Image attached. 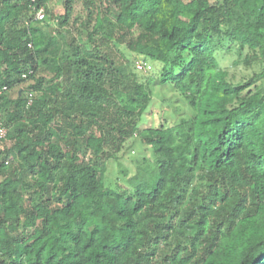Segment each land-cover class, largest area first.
I'll use <instances>...</instances> for the list:
<instances>
[{"label": "trees", "instance_id": "1", "mask_svg": "<svg viewBox=\"0 0 264 264\" xmlns=\"http://www.w3.org/2000/svg\"><path fill=\"white\" fill-rule=\"evenodd\" d=\"M51 1L41 23L78 43L0 0V264H264V0ZM226 44L260 72L233 82ZM125 52L188 113L142 129L153 90ZM134 137L154 164L112 182Z\"/></svg>", "mask_w": 264, "mask_h": 264}, {"label": "rangeland", "instance_id": "2", "mask_svg": "<svg viewBox=\"0 0 264 264\" xmlns=\"http://www.w3.org/2000/svg\"><path fill=\"white\" fill-rule=\"evenodd\" d=\"M217 1L221 0H210L211 3H216ZM63 5V0L51 1L47 4L48 13L51 16H53V14L57 15L63 8ZM84 12L82 4L77 3L75 6V17L80 15L84 16ZM50 23L51 26H48L45 22L41 23L35 21V25L41 30L51 33L57 37H62L67 45L70 44L73 39H77L76 41L78 43L82 37L86 36L83 31L80 35H78L75 28H66L61 30L54 22ZM227 45L228 44H226V46ZM125 54L132 61V64L137 61L144 60L135 55H131L128 52H125ZM218 59L221 68L228 72L229 78L235 83L248 80L252 77L254 72H260L256 64L255 67L248 68L246 63L243 61L242 54L240 55L234 44H230L222 50H219ZM146 62H148L152 69L148 71L136 70V73L141 82L150 83L153 90V101L142 117L139 126L143 129L149 126L157 127L161 122L168 125L176 123L178 119H180L184 114H187L189 111L186 106V102L183 101V97L173 90L171 86L168 85L166 87H161L158 80L161 65L154 62ZM258 81V84L260 85L262 80ZM17 92V88L10 91L7 94L8 99H16ZM144 158L147 160L148 165L153 166L154 157L150 148L145 146L138 137H134L127 141L123 150L116 155V159L109 160L107 164L108 170L106 176L114 182L118 173H121L123 170H129L132 174L135 167L141 164Z\"/></svg>", "mask_w": 264, "mask_h": 264}, {"label": "built area", "instance_id": "3", "mask_svg": "<svg viewBox=\"0 0 264 264\" xmlns=\"http://www.w3.org/2000/svg\"><path fill=\"white\" fill-rule=\"evenodd\" d=\"M30 2L31 7L34 9L35 11V20L37 22H42L45 19V9L43 7L37 9L36 5L38 4L39 0H28ZM136 69L138 71H148L151 70L152 67L144 61H137L136 62ZM7 89L4 88L3 90L0 91V97L3 95V93L6 91ZM8 134V130L7 128L0 123V139H4Z\"/></svg>", "mask_w": 264, "mask_h": 264}]
</instances>
